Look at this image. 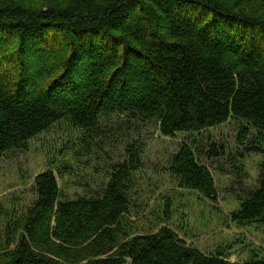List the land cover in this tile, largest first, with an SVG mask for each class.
Masks as SVG:
<instances>
[{
    "label": "trees",
    "instance_id": "16d2710c",
    "mask_svg": "<svg viewBox=\"0 0 264 264\" xmlns=\"http://www.w3.org/2000/svg\"><path fill=\"white\" fill-rule=\"evenodd\" d=\"M116 114L166 137L239 120L238 140L261 154L262 171L231 219L264 225V0H0V154L63 119L89 147ZM193 144L169 172L217 200ZM127 151L98 197H70L54 169L40 173L33 202L0 226V264H264L205 253L166 226L132 235L138 145Z\"/></svg>",
    "mask_w": 264,
    "mask_h": 264
},
{
    "label": "rangeland",
    "instance_id": "374dc122",
    "mask_svg": "<svg viewBox=\"0 0 264 264\" xmlns=\"http://www.w3.org/2000/svg\"><path fill=\"white\" fill-rule=\"evenodd\" d=\"M240 126L239 120H230L201 134L166 137L155 122L128 121L116 114L102 119L93 143L84 147V129L65 119L58 121L31 139L27 149L0 154V226L11 211L21 213L33 202V185L40 173L54 169L62 193L70 197H98L116 164L127 159L128 148L138 145L139 167L130 180L132 235L151 234L166 226L189 245L205 253L220 249L232 262L243 263L255 254L264 257V225L240 227L231 219L239 198L258 187L262 171L261 154L247 151L249 143L238 140ZM184 143H194L199 153L205 152L202 164L216 182L217 200L180 187L169 172L170 162ZM212 143L224 153L214 155Z\"/></svg>",
    "mask_w": 264,
    "mask_h": 264
}]
</instances>
